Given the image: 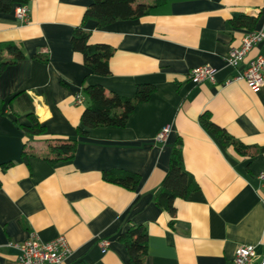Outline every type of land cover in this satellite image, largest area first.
I'll use <instances>...</instances> for the list:
<instances>
[{
    "label": "crops",
    "instance_id": "crops-1",
    "mask_svg": "<svg viewBox=\"0 0 264 264\" xmlns=\"http://www.w3.org/2000/svg\"><path fill=\"white\" fill-rule=\"evenodd\" d=\"M152 0H135L150 3ZM91 0H30V19L0 13V45L23 53L0 72V264H16L9 243L35 232L41 241L63 235L71 249L59 264H128L120 233L143 225L148 233L145 264H229L239 244L264 255V85L224 83L235 69L225 62L245 33L264 30V0H168L135 19L104 26L83 21ZM243 17V23L233 20ZM89 43L113 49L109 75L93 74L71 45L73 29ZM253 46L239 68L260 54ZM3 60L13 57L2 49ZM215 69L216 84L195 83L198 66ZM133 97L138 85L153 87L126 125L98 126L79 134L82 111L74 95L86 85ZM214 124L247 149L222 147L200 123ZM29 115L44 126L24 136ZM170 128L163 141L159 130ZM76 140L69 159L53 160L49 146ZM181 140L185 169L198 189L174 201V218L154 203L170 152ZM24 152V155H23ZM110 169L139 175L134 190L103 179ZM171 219L173 223L170 224ZM100 240H108L101 252Z\"/></svg>",
    "mask_w": 264,
    "mask_h": 264
},
{
    "label": "trees",
    "instance_id": "trees-1",
    "mask_svg": "<svg viewBox=\"0 0 264 264\" xmlns=\"http://www.w3.org/2000/svg\"><path fill=\"white\" fill-rule=\"evenodd\" d=\"M135 0H91L85 9L83 21L92 19L98 26H104L117 20L139 18L151 9L164 4L168 0H152L150 3L134 2ZM30 0H0V13L5 14L13 11L18 4H28ZM243 17L233 20L235 25L243 23ZM89 32L82 26L73 29L71 35V45L74 51L80 52L83 56L84 64L93 74L99 76L109 75V59L113 49L103 43H89ZM2 49H7L13 56L12 59L3 60L0 55V72L4 67L13 61L23 59L22 51L12 43L0 45ZM89 105L82 111L80 119L81 136L87 134L88 129L98 126L126 125L128 116L133 111L137 103L149 99L153 92V87L149 84L137 86L133 97L121 96L115 93L107 94L105 89L98 85H86L81 90ZM30 124L19 125V129L24 136H37L44 132V126L36 120L33 115H29ZM200 123L209 133H211L222 147H233L240 155H245L247 149L241 143L234 140L224 129L214 124L208 113L200 116ZM76 150V140L65 139L56 140L49 146V154L55 160H65L73 156ZM24 155V152H23ZM160 186L154 195V203L159 208L165 210L169 217L174 218L176 209L174 201L177 198L185 199L189 193L198 189L197 182L193 175L185 169L181 153V140L177 139L173 145L169 164ZM104 180L134 190L139 181V175L128 170L110 169L102 172ZM173 223L171 219L170 224ZM126 248L128 264H145L148 249V233L143 225H132L118 236Z\"/></svg>",
    "mask_w": 264,
    "mask_h": 264
},
{
    "label": "built area",
    "instance_id": "built-area-1",
    "mask_svg": "<svg viewBox=\"0 0 264 264\" xmlns=\"http://www.w3.org/2000/svg\"><path fill=\"white\" fill-rule=\"evenodd\" d=\"M13 12L21 23H27L30 19L28 4L14 6ZM261 42H264V30L249 31L244 34L238 47L231 48L228 51L225 62L235 69V72L225 78V85L239 80L244 81L252 90H257L264 85V49L260 54L250 58L244 68H239L248 51ZM215 72V69L210 66L199 65L190 70L188 77L195 83L208 81L216 84ZM74 102L77 105L84 103V96L81 91L74 95ZM168 127L166 125L159 130L155 136L157 141L165 139L170 129ZM260 178L264 180V175H260ZM108 244V240H100L101 252L106 251ZM9 245L18 250L16 264H59L71 253L67 238L63 235H58L49 241H41L35 232H30L24 240L9 243ZM255 258L254 246L239 244L236 246L234 256L229 264H254ZM258 264H264V255H262Z\"/></svg>",
    "mask_w": 264,
    "mask_h": 264
}]
</instances>
